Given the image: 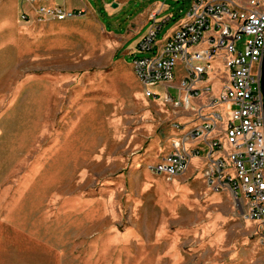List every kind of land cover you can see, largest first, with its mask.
Segmentation results:
<instances>
[{"label": "rangeland", "instance_id": "rangeland-1", "mask_svg": "<svg viewBox=\"0 0 264 264\" xmlns=\"http://www.w3.org/2000/svg\"><path fill=\"white\" fill-rule=\"evenodd\" d=\"M56 5L82 16L39 20ZM161 5L157 19H171L155 45L190 0H0V264H264L257 223L226 183L235 172L216 167L228 147L201 146L179 176L152 172L222 113L210 100L225 76L214 64L188 107L144 95L131 63L152 56L136 43ZM181 75L178 64L170 94ZM223 120L211 135L222 141Z\"/></svg>", "mask_w": 264, "mask_h": 264}, {"label": "built area", "instance_id": "built-area-1", "mask_svg": "<svg viewBox=\"0 0 264 264\" xmlns=\"http://www.w3.org/2000/svg\"><path fill=\"white\" fill-rule=\"evenodd\" d=\"M160 11L148 15L151 26L136 43L138 51L152 56L134 57L131 63L144 95L188 107L195 96L209 93V87H200L208 81L213 65L221 64L224 80L210 104L224 106L225 110L204 118L189 135L174 142L152 172L168 178L179 176L187 171L191 158H198L204 148L211 157L228 147L226 156L216 159V167L235 172L226 183L235 200L244 203L242 217L257 223L259 240L264 244V119L259 80L264 51V0H190L184 21L161 44L155 45L158 32L171 19L168 16L158 20ZM37 16L39 20L64 21L82 16V10L41 7ZM178 64L182 75L172 87V95L169 88ZM254 64L258 65L256 76L252 74ZM156 87L161 90H155ZM225 116L222 141L211 135L219 130L218 124ZM189 139L197 140L193 148L187 146Z\"/></svg>", "mask_w": 264, "mask_h": 264}, {"label": "water", "instance_id": "water-1", "mask_svg": "<svg viewBox=\"0 0 264 264\" xmlns=\"http://www.w3.org/2000/svg\"><path fill=\"white\" fill-rule=\"evenodd\" d=\"M115 7V5H113ZM259 80H260V91L263 98V105H262V114L264 119V51L262 55V59L260 62V69H259Z\"/></svg>", "mask_w": 264, "mask_h": 264}, {"label": "crops", "instance_id": "crops-1", "mask_svg": "<svg viewBox=\"0 0 264 264\" xmlns=\"http://www.w3.org/2000/svg\"><path fill=\"white\" fill-rule=\"evenodd\" d=\"M56 7H61V6H57L56 5ZM61 8H64V7H61ZM64 9H66V8H64ZM161 9V11H160V13L161 12H163L164 10H165V7H164V5H161V6H158V7H153V8H151L149 11H148V14H147V21H148V15L150 14V13H152V12H157L158 10H160ZM67 10H69V9H67ZM70 10H73V9H70ZM224 110H225V107L223 106V110H222V112H224ZM198 158H196V159H192V160H197Z\"/></svg>", "mask_w": 264, "mask_h": 264}]
</instances>
